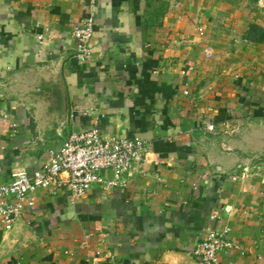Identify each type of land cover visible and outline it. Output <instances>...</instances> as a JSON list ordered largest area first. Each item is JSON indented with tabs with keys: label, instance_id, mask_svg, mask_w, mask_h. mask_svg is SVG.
Masks as SVG:
<instances>
[{
	"label": "crops",
	"instance_id": "0c3cea01",
	"mask_svg": "<svg viewBox=\"0 0 264 264\" xmlns=\"http://www.w3.org/2000/svg\"><path fill=\"white\" fill-rule=\"evenodd\" d=\"M83 125L143 160L121 187L29 192L0 264H202L207 228L239 247L222 261L264 264V0H0V183Z\"/></svg>",
	"mask_w": 264,
	"mask_h": 264
},
{
	"label": "built area",
	"instance_id": "2783aa9c",
	"mask_svg": "<svg viewBox=\"0 0 264 264\" xmlns=\"http://www.w3.org/2000/svg\"><path fill=\"white\" fill-rule=\"evenodd\" d=\"M93 25V16H87L71 33L77 42V58L82 62L90 55ZM204 56L212 58L213 50L206 47ZM181 74L187 73L183 70ZM206 127L209 131L215 130L212 122H207ZM147 148L144 138L102 135L95 126L83 125L71 131L38 168L29 171L17 167L8 181L0 183V216L4 228L11 230L22 216L25 205H33L28 193L35 189L45 187L53 192L66 189L72 199H77L96 185L103 188L123 186L124 175L143 160ZM108 172L111 173L109 177ZM238 248L225 232L207 228L204 237L195 245L193 255L202 264H229L220 259L221 253Z\"/></svg>",
	"mask_w": 264,
	"mask_h": 264
},
{
	"label": "rangeland",
	"instance_id": "374dc122",
	"mask_svg": "<svg viewBox=\"0 0 264 264\" xmlns=\"http://www.w3.org/2000/svg\"><path fill=\"white\" fill-rule=\"evenodd\" d=\"M19 87V80H10L4 84V88L10 94L17 93L16 90Z\"/></svg>",
	"mask_w": 264,
	"mask_h": 264
}]
</instances>
